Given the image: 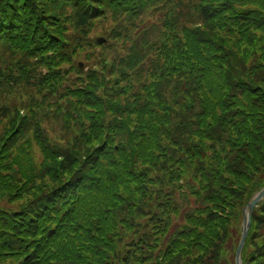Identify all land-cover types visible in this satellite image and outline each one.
Segmentation results:
<instances>
[{"label": "trees", "instance_id": "1", "mask_svg": "<svg viewBox=\"0 0 264 264\" xmlns=\"http://www.w3.org/2000/svg\"><path fill=\"white\" fill-rule=\"evenodd\" d=\"M152 11L157 36L110 50ZM0 90V264H235L264 188V0H0ZM242 260L264 264V201Z\"/></svg>", "mask_w": 264, "mask_h": 264}, {"label": "rangeland", "instance_id": "2", "mask_svg": "<svg viewBox=\"0 0 264 264\" xmlns=\"http://www.w3.org/2000/svg\"><path fill=\"white\" fill-rule=\"evenodd\" d=\"M154 12H156V14H153ZM163 12L162 11H152V12H150V13H148V14H146V15H143V16H141L142 18L140 19V18H138L137 19V21H128V20H124V19H117V20H115V19H112V18H110L109 20V22H107V23H105V24H99V25H97V28H96V31L95 32H93L91 35H90V38H92L93 39V41H95L96 43H97V40H98V38H102V39H104L105 40V44H103V45H101V46H99V48H97V49H95L94 51H93V53L94 52H102V47L103 46H105V45H109V44H111V43H116V42H114V41H112V40H108L106 37L108 36V34L106 33V31H109L112 27H114L116 24H120L121 23V20H124L123 21V24H120V25H122V28H121V30L123 29V33L125 34V35H127L129 38L127 39V40H124V39H122L120 42H118L116 45H113V44H111V49L110 50H113V48L114 49H116L117 50V52H119V53H121L122 51H126V52H129L130 53V47H131V45H132V43H138V42H141L142 40H145V39H147V38H144V39H142L143 38V36L144 35H146L145 34V32L147 31V29H149V28H151V27H155V31L153 32V35H156L157 36V34H158V32L160 31V29H161V27H163V25H164V21H163V19H162V17H161V15L163 16ZM133 24V25H132ZM106 36V37H105ZM155 36V40L154 41H159L158 40V37H156ZM149 39V38H148ZM130 40V41H129ZM132 41V42H131ZM131 42V43H130ZM109 51V50H108ZM141 51V50H140ZM142 52V51H141ZM85 55L86 54H84L79 60H78V64H81L83 67L81 68V70L82 71H86L87 70V64H89L90 66H93V63H94V60H91V59H89V58H86L85 57ZM107 62H111V61H107ZM1 77H4L3 75H1ZM5 89H7L9 92H14V91H11V89L10 88H7V87H5ZM0 93H2V91L0 90ZM21 105V104H20ZM19 116L20 117H18V120L20 121L21 119H24V118H26L27 116H28V114H29V112H28V110L27 109H25V108H19ZM45 131H46V129H44ZM1 131V130H0ZM45 134H47V133H45ZM254 197V196H253ZM252 197V198H253ZM185 200H189V203L190 204H188V205H185V206H183V207H181V213H180V215H179V217H177L176 219H175V222L178 224V225H181L182 223H183V220H184V218H183V214L184 213H186V212H188V211H192V210H194L195 208H197V207H199L201 204L199 203V201H197V198L196 197H192V196H189L188 198H184ZM251 201V200H250ZM181 203V202H180ZM8 203L6 202V203H3L2 204V206H4V207H2V208H5L6 210L7 209H13L14 207L17 209L18 208V206H14V207H8V205H7ZM8 207V208H7ZM240 218V217H239ZM243 223V222H242ZM183 225V224H182ZM234 231L235 232H238V225L237 226H235L234 227V229H233V227H232V229H231V236H233V234H234ZM114 241H118V240H114ZM132 240H123V242H122V244H120V243H118L117 242V244L116 245H118V244H120V245H118L119 246V248H122L123 246H126V245H129L130 244V242H131ZM155 242L156 241H158V240H154ZM234 242H236V240H233ZM234 242L233 243H231L229 246H227L228 248L226 249V250H228V249H230V248H233V246H234ZM159 243H160V240H159ZM247 243V242H246ZM240 244V243H239ZM246 245V244H245ZM127 248H128V246H126L125 247V250H127ZM245 248V247H244ZM226 250H225V252H224V256L225 257H228L229 256V253H228V251L226 252ZM135 252V251H134ZM231 255H232V253L230 254V256L227 258V259H230V257H231Z\"/></svg>", "mask_w": 264, "mask_h": 264}, {"label": "water", "instance_id": "3", "mask_svg": "<svg viewBox=\"0 0 264 264\" xmlns=\"http://www.w3.org/2000/svg\"><path fill=\"white\" fill-rule=\"evenodd\" d=\"M104 42L105 41L102 39L98 40L99 44H103ZM263 200H264V189L258 194H256L253 197V199L249 202V204L244 208L243 232H242V237H241L239 247L237 249L235 264H243L242 253H243L245 244L247 242V238L249 236V231L252 227V216H253L255 209L258 207V205Z\"/></svg>", "mask_w": 264, "mask_h": 264}]
</instances>
